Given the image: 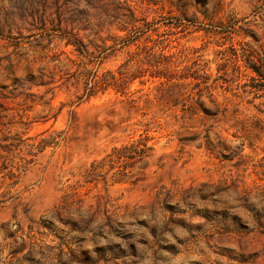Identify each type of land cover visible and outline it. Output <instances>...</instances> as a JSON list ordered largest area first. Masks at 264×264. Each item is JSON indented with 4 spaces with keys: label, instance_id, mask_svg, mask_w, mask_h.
<instances>
[{
    "label": "rangeland",
    "instance_id": "374dc122",
    "mask_svg": "<svg viewBox=\"0 0 264 264\" xmlns=\"http://www.w3.org/2000/svg\"><path fill=\"white\" fill-rule=\"evenodd\" d=\"M0 264H264V0H0Z\"/></svg>",
    "mask_w": 264,
    "mask_h": 264
},
{
    "label": "trees",
    "instance_id": "16d2710c",
    "mask_svg": "<svg viewBox=\"0 0 264 264\" xmlns=\"http://www.w3.org/2000/svg\"><path fill=\"white\" fill-rule=\"evenodd\" d=\"M129 42H133L132 39ZM77 50L82 52L78 47ZM78 70L76 77L83 79L86 83L85 87L92 92L100 86L101 80L104 79L103 76H99L98 74L90 75V69L83 62L81 68ZM88 76L91 77L87 79ZM160 82L162 84V81ZM148 131L149 127L145 124L143 131L138 134V137L119 146H114L110 152L100 159L92 160L80 173L83 183L95 182L98 176H106L109 171H111L110 178L113 181L126 180L131 165L146 156L147 150L152 148L151 145H147V140L150 138ZM76 188L74 184L66 185L64 194L54 210V216L63 224H70L71 226H75V228H80L88 222V219L85 217L87 211L83 210L80 206L72 207L74 201L80 200L81 197V193Z\"/></svg>",
    "mask_w": 264,
    "mask_h": 264
}]
</instances>
